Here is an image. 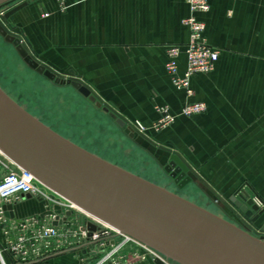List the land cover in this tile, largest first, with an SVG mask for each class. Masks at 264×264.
Returning a JSON list of instances; mask_svg holds the SVG:
<instances>
[{"label":"crops","instance_id":"0c3cea01","mask_svg":"<svg viewBox=\"0 0 264 264\" xmlns=\"http://www.w3.org/2000/svg\"><path fill=\"white\" fill-rule=\"evenodd\" d=\"M65 3L60 13L56 0H32L13 14L11 26L40 65L81 83L125 123L140 121L150 128L163 106L175 118L160 134L150 130L133 138L113 121L106 155L139 177L169 183L164 168L176 155L192 179L180 190L196 195L193 203L264 237V214L252 224L231 202L242 194L264 202V0H209V11L198 18L219 57L212 72L191 79L189 98L172 87L165 70L171 46L181 49L180 73L186 65L185 0ZM45 13L48 18L42 19ZM186 102L204 103L206 111L181 116ZM44 205L21 201L13 207L14 217L48 215Z\"/></svg>","mask_w":264,"mask_h":264},{"label":"water","instance_id":"95a60500","mask_svg":"<svg viewBox=\"0 0 264 264\" xmlns=\"http://www.w3.org/2000/svg\"><path fill=\"white\" fill-rule=\"evenodd\" d=\"M14 1L0 0V10ZM26 5L16 6L0 20L7 24ZM0 36L31 70L54 84L71 86L125 135L134 137V130L88 88L59 78L34 61L1 23ZM0 152L53 194L175 264H264V237L86 151L28 113L1 87ZM169 160L164 171L182 189L192 180L189 170L176 155ZM231 202L252 223L264 214L246 194L232 197ZM3 209L5 217L14 218L13 206Z\"/></svg>","mask_w":264,"mask_h":264},{"label":"rangeland","instance_id":"374dc122","mask_svg":"<svg viewBox=\"0 0 264 264\" xmlns=\"http://www.w3.org/2000/svg\"><path fill=\"white\" fill-rule=\"evenodd\" d=\"M31 1L32 0H15L0 10V19L6 12L22 3H27L26 7H28ZM61 1L62 0H56V4L59 12L63 13L66 9V3L65 0L60 3ZM45 14L47 16L44 17V14H42V19L48 18V14ZM12 20L13 15L7 19V24L3 23L1 20L0 23L10 36H13L21 41V44L28 55L40 64L38 58H35L33 52H31V50H29L26 46L27 44L24 42L17 29L12 27ZM44 67L51 71L49 66ZM53 73L57 77L66 80L64 74L58 72ZM0 87L28 113L49 126L59 135L82 147L86 151L99 156L103 160L133 173L131 172L132 169L129 165H124L119 160H116L114 156L106 155V152H104L111 151V144L113 140L110 139L109 136H111V134L113 135V132L111 131L114 126L113 121L105 114H102L101 111L97 110L87 99L82 98L81 95L75 92L70 86L54 84L42 75L31 70L18 55L14 46L5 42L4 38L1 36ZM156 121L151 124L150 128L138 121L146 127L145 133L138 134V136L146 137L145 134H147L150 130L155 134H160L174 123L173 122L161 131H157L153 128ZM126 123H129V121H126ZM4 171L5 170H0V173H3ZM166 175L168 174L166 173ZM170 180L172 183H169L168 180L166 181L165 178L162 177H158L157 180L152 178L147 181H152L151 183L155 185L165 187L180 196H184L192 203L193 201L198 202V200L195 199L196 195L194 196L192 193H184L182 190L177 188L171 178ZM44 192L53 197V199H56V196L48 190H45ZM34 201L36 203L39 202L36 198H34ZM59 202L62 203V201ZM207 202L210 203V201ZM39 203L45 204L43 210H47V212L50 211V213H56L55 211L59 210L58 214H63L66 209V207H60L49 202L41 201ZM211 203L215 206L218 201H211ZM94 224L95 222L82 212L74 210L73 215L69 217V225L59 230L58 237L48 240L49 244L47 245H45V242L40 241L38 245L33 248L37 250L38 254H46V256L43 258L41 257L36 261H32L29 264H96L101 260V255H105L109 252V250L112 249L111 247H107V249L99 255V258L88 255V252L92 250L91 247L72 250L73 247L78 245L75 244V241L78 238V235L76 234H80L81 230H85L87 228L90 230ZM74 236L77 237L75 238ZM115 241L122 242L123 240L116 239ZM57 247L62 248V250L60 252L46 253V250L56 249ZM113 258L110 259L111 261L106 259L104 264H108L109 262L112 264H161V260L158 259L157 256L149 254L140 246L131 242L124 244L118 254ZM3 260L4 264H10L6 254H3ZM0 264H2L1 260Z\"/></svg>","mask_w":264,"mask_h":264},{"label":"built area","instance_id":"2783aa9c","mask_svg":"<svg viewBox=\"0 0 264 264\" xmlns=\"http://www.w3.org/2000/svg\"><path fill=\"white\" fill-rule=\"evenodd\" d=\"M62 2L63 0L60 3ZM185 2L189 12L188 16L182 20V24L187 28L189 33L188 42L183 49L186 65L183 72L180 73L179 58L181 56V49L177 46H171L166 51L167 62L165 70L172 87L189 98L193 94L190 83L191 79L195 76L212 72L218 60L219 51L208 44L204 36L205 23L198 18V15L209 11V0H185ZM46 16L44 14V17ZM157 111L159 118L153 125V128L161 131L172 124L175 118L169 113L167 106L160 107ZM205 111L206 105L204 103L186 102L180 110V115L192 117ZM125 124L131 127L136 134H143L146 131V127L138 121ZM0 170H5L3 173H0V260L2 264H4L3 254L9 256L14 264H29L46 256V254H38L37 250L33 248L40 241L45 242V245H47L49 244L48 240L58 237L59 230L69 225V217L73 215L74 210L82 212L94 221L95 224L93 225V229L89 230L87 228L81 230L80 234H76L78 238L75 244L78 245L73 247L72 250L91 247L92 250L88 252V255L99 258V255L107 247L112 248L105 255H101V260L96 264H104L106 259H112L118 254L124 244L130 242L140 246L149 254L157 256L161 260V264H175L151 248L84 213L59 196L54 194L56 199H53V197L44 192L48 189L38 184L30 173L15 166L1 152ZM34 198L39 202L53 203L60 207H66V209L63 214L49 213L48 215H32L18 219L15 217L12 219L5 217L3 209L5 205L14 207L21 201ZM252 199L260 209L264 207V202L257 197ZM59 201H62V203ZM74 237L76 238L77 236ZM116 239L123 241L116 242ZM61 250L62 248L57 247L56 249L46 250V253L60 252ZM108 264L112 263L109 262Z\"/></svg>","mask_w":264,"mask_h":264},{"label":"bare ground","instance_id":"6f19581e","mask_svg":"<svg viewBox=\"0 0 264 264\" xmlns=\"http://www.w3.org/2000/svg\"><path fill=\"white\" fill-rule=\"evenodd\" d=\"M3 90V89H2ZM4 91V90H3ZM6 93V92H5ZM65 138V137H64Z\"/></svg>","mask_w":264,"mask_h":264}]
</instances>
